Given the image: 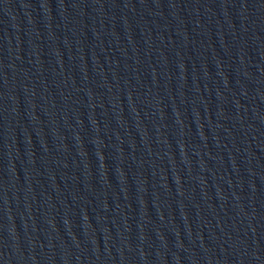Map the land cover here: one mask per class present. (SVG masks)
<instances>
[{"label": "water", "instance_id": "1", "mask_svg": "<svg viewBox=\"0 0 264 264\" xmlns=\"http://www.w3.org/2000/svg\"><path fill=\"white\" fill-rule=\"evenodd\" d=\"M0 264H56L34 119L29 0H0Z\"/></svg>", "mask_w": 264, "mask_h": 264}]
</instances>
